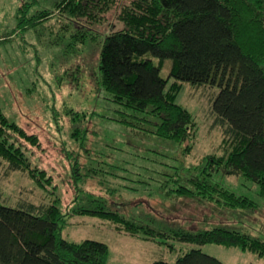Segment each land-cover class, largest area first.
Listing matches in <instances>:
<instances>
[{"label":"trees","instance_id":"obj_1","mask_svg":"<svg viewBox=\"0 0 264 264\" xmlns=\"http://www.w3.org/2000/svg\"><path fill=\"white\" fill-rule=\"evenodd\" d=\"M118 1L23 0L17 10V25L35 29L45 26L52 16L55 22L65 18L60 26L65 34L57 45L64 55L72 57L78 44H93L97 51L95 82L111 110L117 112L111 113L114 119L129 129H145L146 135L184 144L182 155L192 149L197 124L191 112L175 102L177 92L184 82L196 87L217 86L212 108L216 120L225 125L223 152L204 156L198 164L182 161L174 165L167 161L166 153L150 149L129 170L103 160L101 166L110 171L101 174L94 161L70 163L75 195L66 208L58 199L49 204L25 199L7 204L0 200V264H107L106 243L93 239L76 242L61 236L73 215L106 219L141 238L238 246L263 257L264 238L240 227L185 228L149 212L147 203L140 209L146 210L145 214L132 211L134 215L127 216L116 202L110 203L106 196L80 183L87 178L100 179L103 191L112 195L121 187H134L135 180L126 182V172L145 173L147 180L139 182H157L155 188L159 189L152 192L162 197L199 198L220 208H256L254 198L237 193L213 175L222 172L244 177L257 185L255 193L264 200V0H129L119 6L121 27L94 30L91 24L97 25ZM166 59L171 64L163 76ZM64 74L66 79H79L67 67ZM65 113L75 122L71 135L77 138L75 131L80 130L85 113L72 106H67ZM39 145L37 133L10 119L0 107V163L45 185L51 175L30 158L33 151L29 146ZM67 156L70 161L69 153ZM82 168L93 173L85 177ZM143 264L225 263L195 247L171 262L159 259Z\"/></svg>","mask_w":264,"mask_h":264},{"label":"rangeland","instance_id":"obj_2","mask_svg":"<svg viewBox=\"0 0 264 264\" xmlns=\"http://www.w3.org/2000/svg\"><path fill=\"white\" fill-rule=\"evenodd\" d=\"M22 1L0 0V107L10 119L37 133L40 145L29 146L33 151L30 158L47 170L51 180L45 185H38L26 172L11 171L5 163H0L2 202L16 204L25 199L36 204H49L58 199V204L66 208L75 195L70 174V163L74 164L75 161L81 164L94 161V166H101L104 160L117 168L121 166L129 170L134 163L140 162V155L150 153V149L166 153L167 161L174 165L182 161L185 165L198 164L204 156L223 152L221 144L225 125L216 120L212 108L217 86L196 87L184 82L177 92L175 102L187 108L197 124V132L191 141L192 149L189 154L182 155L184 144L146 135L145 129H129L114 119L111 113L117 112L111 110L107 104L109 101L103 97L102 89L95 82L97 51L93 49V44L87 47L78 44L77 52L71 54L74 55L72 57L67 53L64 55L61 46L57 45L65 34L60 30L65 18L61 20L63 22H55L56 17L52 16L45 26L19 28L17 10ZM128 2L119 0L97 25L91 24L92 28L108 31L121 27L122 23L117 18L119 6ZM170 64V59L164 61L161 69L163 76L168 74ZM66 67L79 79H66ZM67 106L85 113V119L78 125L80 130L75 131L77 138L71 135L76 125L71 115L65 113ZM52 107L57 111V122ZM67 153L71 156L70 161ZM100 166L96 167L100 168L99 174L103 170L110 171L108 167ZM81 171L85 177L93 173L85 172L83 168ZM98 173L94 174L99 176ZM126 174L128 184L130 180L136 181L134 187H121L112 195L103 191L100 179L87 178L80 186L82 184L83 188L106 196L110 203L116 202L120 207L118 210L127 216L134 215L132 211L145 214L146 210L143 212L140 209L147 203L149 212L185 228L237 226L264 238V200L255 193L257 185L244 177L222 172L213 175L215 180L237 193L254 198L256 208H220L215 202L199 198L162 197L152 192L157 190V182H139L146 179L145 173ZM61 236L76 242L93 239L106 243L109 247L107 264H143L159 259L171 262L195 247H200L203 252L225 264H264V256L259 257L238 246L141 238L116 228L111 221L90 215H73L62 228Z\"/></svg>","mask_w":264,"mask_h":264}]
</instances>
